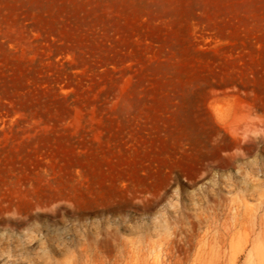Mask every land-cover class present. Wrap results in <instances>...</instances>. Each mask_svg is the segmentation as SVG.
I'll return each instance as SVG.
<instances>
[{
    "label": "rangeland",
    "instance_id": "obj_1",
    "mask_svg": "<svg viewBox=\"0 0 264 264\" xmlns=\"http://www.w3.org/2000/svg\"><path fill=\"white\" fill-rule=\"evenodd\" d=\"M104 23V79L0 111V264H264V0H0V67Z\"/></svg>",
    "mask_w": 264,
    "mask_h": 264
},
{
    "label": "trees",
    "instance_id": "obj_2",
    "mask_svg": "<svg viewBox=\"0 0 264 264\" xmlns=\"http://www.w3.org/2000/svg\"><path fill=\"white\" fill-rule=\"evenodd\" d=\"M105 26L106 23L99 25L97 34H86L87 39L83 40L85 53H77L79 59L85 60L89 65L85 75L71 74L72 68L68 62L54 61L62 50L67 49V44L74 46L72 39L68 41L64 39L62 44V39L56 41H51L48 38L35 39L33 41L36 44L34 50L38 52V57L35 60L24 61L18 73L17 69L0 67V111L11 112L17 111V109L26 111L33 108L67 110L72 105L73 95L65 97L59 94L55 87L57 84L66 83V86L74 84L73 86L80 91L84 85L96 84L99 79H104L107 76L98 71V56L92 53L93 46L102 47V35L105 32L103 28ZM48 53L51 55L48 56ZM47 61L51 62L50 67L46 65ZM17 83L21 86L18 96ZM44 84L46 87L42 88Z\"/></svg>",
    "mask_w": 264,
    "mask_h": 264
},
{
    "label": "bare ground",
    "instance_id": "obj_3",
    "mask_svg": "<svg viewBox=\"0 0 264 264\" xmlns=\"http://www.w3.org/2000/svg\"><path fill=\"white\" fill-rule=\"evenodd\" d=\"M256 226V225H255ZM263 226V225H262ZM262 228H264V226L262 227ZM261 233H262V231H261ZM264 233V232H263ZM255 248V247H254ZM255 250H256V248H255Z\"/></svg>",
    "mask_w": 264,
    "mask_h": 264
}]
</instances>
